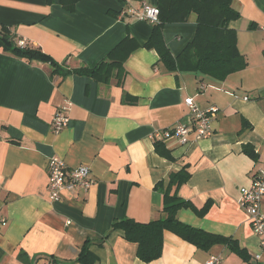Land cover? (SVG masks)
<instances>
[{"label": "crops", "instance_id": "crops-1", "mask_svg": "<svg viewBox=\"0 0 264 264\" xmlns=\"http://www.w3.org/2000/svg\"><path fill=\"white\" fill-rule=\"evenodd\" d=\"M144 3L156 6V0H0V24L16 43L25 41L74 71L96 66L127 35L144 45L154 24L128 14ZM232 7L239 19L229 28L246 66L224 80L169 73L157 53L144 48L127 60L122 88L76 73L62 78L48 63L0 51V264H80L86 242L94 264H145L135 244L111 233V223L159 219L162 194L154 187L182 167L190 176L178 196L197 210L207 202L211 207L203 217L182 209L178 219L231 239L247 258L223 244L200 250L165 232L162 254L150 264H205L211 257L220 264H264L250 217L238 204L240 188L264 171V0H232ZM195 31L192 15L186 23L165 25L162 38L175 57ZM123 92L136 103H122ZM187 98L199 110L215 109L213 134L198 141L191 135L187 145L165 140L173 157L168 161L151 137L191 122ZM66 106L67 126L54 133L53 119ZM52 157L69 170L88 167L93 185L50 201Z\"/></svg>", "mask_w": 264, "mask_h": 264}, {"label": "trees", "instance_id": "trees-1", "mask_svg": "<svg viewBox=\"0 0 264 264\" xmlns=\"http://www.w3.org/2000/svg\"><path fill=\"white\" fill-rule=\"evenodd\" d=\"M159 9L158 22L153 25L149 40L140 45L133 37L127 35L96 66L82 67L78 70L63 69L43 53L18 47L10 30L0 24V51L8 52L25 60H36L48 63L52 73L62 78L76 73L92 79L98 84L114 83L122 88L126 76L125 64L138 49L154 50L159 57V64L169 73H195L211 76L216 80H224L227 76L241 71L246 63L237 49L236 32L229 28L232 21L239 19V13L232 7V0H156ZM195 17L196 31L193 40L177 56H173L162 38V28L167 24L188 22L190 16ZM136 98L123 92L122 103L134 105ZM157 154L173 161L171 153L162 145L153 141ZM243 153L256 161L257 157L249 146H244ZM186 167L171 173L166 182H159L154 190L162 194V216L148 223H138L129 218L114 220L110 231L118 234L128 243L137 247V258L150 264L162 254L165 232H171L183 241L200 250H209L212 246L223 244L231 251L246 259L243 251L231 239L213 235L182 223L178 213L182 209H190L203 217L211 207L207 202L200 210L178 196V190L189 179ZM256 175L254 176V178ZM77 261L80 264H94L96 257L89 251V243L81 248Z\"/></svg>", "mask_w": 264, "mask_h": 264}, {"label": "built area", "instance_id": "built-area-1", "mask_svg": "<svg viewBox=\"0 0 264 264\" xmlns=\"http://www.w3.org/2000/svg\"><path fill=\"white\" fill-rule=\"evenodd\" d=\"M128 14L136 20L155 24L158 22L159 9L156 6L144 3L139 9H130ZM17 45L23 49L26 47V42L19 41ZM184 103L191 112V122L187 125L179 124L171 129L156 132L151 137L153 141L164 142L176 138L181 145H187L192 140L191 135H193V141L211 137L213 134L211 119L215 114V109L199 110L191 98L185 99ZM66 111L67 106L55 115L52 124L54 133H59L67 126L68 118L64 114ZM47 167L49 199L52 202L59 201L64 191L73 188L87 191L93 185L90 169L86 166L69 170L60 158L52 157L48 161ZM263 198L264 171H260L249 187L240 188L238 204L250 217V224L261 251H264V213L261 212ZM255 259H259V255L255 256ZM205 264H220V260L217 257H211Z\"/></svg>", "mask_w": 264, "mask_h": 264}]
</instances>
